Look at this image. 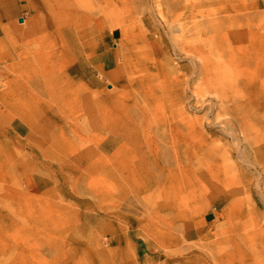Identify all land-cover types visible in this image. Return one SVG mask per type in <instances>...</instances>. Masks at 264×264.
<instances>
[{"label":"rangeland","instance_id":"obj_1","mask_svg":"<svg viewBox=\"0 0 264 264\" xmlns=\"http://www.w3.org/2000/svg\"><path fill=\"white\" fill-rule=\"evenodd\" d=\"M57 25H77L86 73L77 60L65 71ZM157 40L167 55L154 54ZM201 40L212 84L197 59L176 55ZM18 53L27 65L48 59L56 79L52 99L33 104L32 129L15 119L5 67ZM22 82L44 92L43 78ZM72 89L67 109L56 97ZM231 95L250 120L237 150L222 133ZM182 114L205 126L185 132L187 155L170 149ZM242 173L250 186L232 180ZM260 263L264 0H0V264Z\"/></svg>","mask_w":264,"mask_h":264},{"label":"bare ground","instance_id":"obj_2","mask_svg":"<svg viewBox=\"0 0 264 264\" xmlns=\"http://www.w3.org/2000/svg\"><path fill=\"white\" fill-rule=\"evenodd\" d=\"M77 30H78L77 25H64L62 26V28L58 27V31L61 32V35L63 36L62 41H61V44L63 46L62 49L65 55L67 56L68 67H66L65 71L69 72L71 70V68L69 67L71 66L70 64L74 62L75 60H77L79 62L78 68H80V70H84L86 73L89 69V62L85 60L80 62V59L85 58V50L88 47L83 42H81L80 37H76L74 35V33L77 32ZM165 30L169 36H171L175 32V30L171 26L165 27ZM154 42H155L154 54L155 55H158L160 53L166 54L165 49L162 48L159 41L157 40ZM205 47H206L205 43L201 40V42L200 41L196 42V45H194L192 48H186L183 46V47H180L179 49L175 47V49H176L177 56H181L182 54H184L187 57L197 59L200 63L199 75L201 79L203 80V77H204L205 82L207 84H212L213 79L207 78V76L210 75L211 67L209 66L210 60L207 59L206 57ZM211 51H212V48H211ZM117 57H121L124 61L127 60L126 55L122 53V49L117 53ZM8 59H9L8 61H13V63L6 65L5 67L10 72H13V74L15 73L14 83L16 84V86H15L14 100H13L15 119L19 120L23 124L29 125V127L32 129L33 117L31 113H32L33 104L37 102L39 103L40 101H42L41 97H43L44 95L50 98V95L53 94L54 92V88H55L54 86L56 85V81L54 80L56 79L50 77V71H52L53 67L46 64L47 62H49L47 61L48 59L44 60L43 57H40L39 55L38 57H34L33 60L30 61L29 65L23 62L21 53H18L15 57L8 56ZM53 59H54V56H53ZM49 66H50V71H48L47 69ZM171 70L172 72H175L179 70V68L176 66H173ZM74 71L76 72V69ZM1 76H4V74L2 73ZM39 77L43 78L44 92L41 93L40 91H37L36 94H34L32 91L38 90V86L35 87L33 85L31 87L29 84H23L22 79L28 78L30 81V80H34L35 78H39ZM177 78L178 77L176 75L175 79ZM177 83H178V86L182 85L181 81H177ZM67 88L68 87H65V90ZM57 94L59 93L57 92ZM62 95L56 98H59L63 102V105L66 106L67 109H69L72 106V104L76 102L75 100H77L79 97V94L76 93V91L73 89L71 91V94H68V96H67V93L65 94L62 93ZM226 101H228V104L230 103L229 104L230 106L226 105L227 103ZM222 103H225L226 110L232 115V118H231L232 124L227 125L226 128L222 130V133L226 135L227 138H230L232 142H234L235 148L237 150L242 142L247 143L250 141L249 139L250 138L249 136L250 135L249 116L246 113L243 105H241V103L238 102V99L237 97H235V95L229 96V100L226 97V100L225 101L222 100ZM179 123H180V126L174 127L177 129L178 138L177 139L174 138L171 141L170 149L174 151L176 148L180 147V150H182V153L184 155H187L188 140H187V134H185V132L187 130H190L191 128L203 129L205 128V126L202 123L201 119H199L196 122H191L187 118V116L184 114H182L181 118L179 119ZM214 125L216 124H213V126ZM118 152H120V153H117V156H116L118 161L122 163L124 161L126 162L130 161L128 159V156H125L124 160L120 159L118 156L122 155L124 151L120 149L118 150ZM232 180H237L241 182L244 181L247 185L250 186L251 180H253V177L251 178L250 174L248 173H242L241 175L237 174L236 176H234ZM256 186H259V184H257ZM233 192H234L233 189L231 190L226 189L223 200L226 201V199H228L229 196L233 194ZM169 209H170L169 205L164 202L158 204L157 209L155 211V213L157 212L156 216L159 217L161 213H163L164 211H168ZM260 254H261L260 251L254 252L255 258H259L258 256Z\"/></svg>","mask_w":264,"mask_h":264},{"label":"crops","instance_id":"obj_3","mask_svg":"<svg viewBox=\"0 0 264 264\" xmlns=\"http://www.w3.org/2000/svg\"><path fill=\"white\" fill-rule=\"evenodd\" d=\"M40 184H38L37 182L34 183L31 187H30V194L32 196H39L40 194L37 193L40 190Z\"/></svg>","mask_w":264,"mask_h":264}]
</instances>
